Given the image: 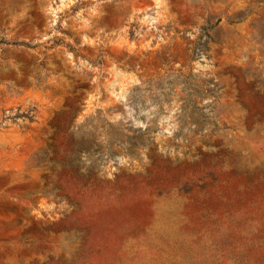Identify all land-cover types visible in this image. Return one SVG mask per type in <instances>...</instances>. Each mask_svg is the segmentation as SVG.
<instances>
[{"label":"rangeland","instance_id":"374dc122","mask_svg":"<svg viewBox=\"0 0 264 264\" xmlns=\"http://www.w3.org/2000/svg\"><path fill=\"white\" fill-rule=\"evenodd\" d=\"M0 264H264V0H0Z\"/></svg>","mask_w":264,"mask_h":264}]
</instances>
